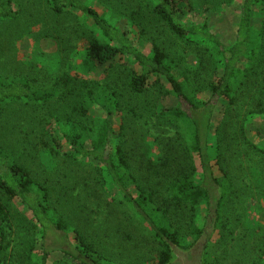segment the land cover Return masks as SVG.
Segmentation results:
<instances>
[{
    "label": "trees",
    "instance_id": "16d2710c",
    "mask_svg": "<svg viewBox=\"0 0 264 264\" xmlns=\"http://www.w3.org/2000/svg\"><path fill=\"white\" fill-rule=\"evenodd\" d=\"M153 1L154 12L171 33L193 45L189 53L195 56L196 65L182 64L177 73L163 47L153 44L152 53H144L126 32L85 1L48 0L54 15L74 11L88 23L82 29L86 37L83 73L74 77L66 70L50 79L48 74L42 75L44 67H38L35 77H7L0 72V221L10 224L12 202L17 201L23 208L26 214L18 211L25 230L20 234V249H26L22 244L28 245L29 264H48L50 254L59 249L78 264L105 261L97 243L79 228L72 229L59 211L63 206L60 194L66 193L68 181L77 175L65 166L68 163L88 160L104 186L111 180L138 219L154 229L158 264H171L175 251L168 241L177 244L179 238L189 235L197 240L203 229L195 225L196 212L202 202L210 204L208 189L194 181L198 173L196 156L204 174L212 175L213 158L222 172H228L226 155L241 150L242 141L238 140L258 148L247 139L243 108L247 103L248 114H264V0L242 1L235 40L230 45L212 31L208 21L189 23L183 19L187 0ZM18 2L0 0V23L20 18ZM58 52L56 61L60 57L62 63L68 58L65 52L70 51ZM61 66L57 65V71ZM98 68H105V74L98 79L89 77ZM153 91L156 97L174 96L175 104L159 110L157 102L147 100L155 94ZM92 106L106 114L100 122L93 118ZM12 107L23 109L22 123L14 127H20L17 133L23 140L19 157L1 143L6 139L2 128L9 125L5 113ZM215 114L219 116L211 131ZM56 126H66L65 132L56 130ZM257 134L264 140V131ZM151 142L160 152L155 160L150 155ZM66 145L68 152L64 151ZM210 145L215 157L208 153ZM25 152L32 156L29 161L23 156L28 155ZM44 152L51 155L53 167L42 163ZM34 158L35 166L31 165ZM250 170L258 172L256 167ZM95 182V199L99 200L100 179L95 178ZM53 197L59 198L61 206L53 204ZM225 197L216 193L213 223L217 229L228 226L225 206L231 200ZM71 229L75 240L70 247L49 246L51 236L59 239L65 233L67 237ZM39 234L42 255L34 257ZM8 246L0 244V257ZM254 250L263 261L264 244L256 243ZM10 254L6 253L8 259ZM219 261L206 258L204 264H221Z\"/></svg>",
    "mask_w": 264,
    "mask_h": 264
},
{
    "label": "rangeland",
    "instance_id": "374dc122",
    "mask_svg": "<svg viewBox=\"0 0 264 264\" xmlns=\"http://www.w3.org/2000/svg\"><path fill=\"white\" fill-rule=\"evenodd\" d=\"M83 1L95 7L109 22L126 32L134 45L144 53L151 54L153 44L163 47L170 55V63L177 73L182 64H197L195 56L189 53L193 51V45L171 33L166 23L154 12L153 0ZM187 1L183 19L189 23L208 21L212 31L225 44L230 45L234 42L243 0ZM19 2L20 18L9 23H0V72L7 77H19V75L21 77V74H31L35 77L38 67H44L41 69L42 75L48 74L50 79L53 75L55 78L57 74H63L66 70L71 76H80L83 73L86 53V37L82 34L83 26L88 24L86 19L74 11H66L60 16L54 15L48 6V0H19ZM257 19V23H260L259 18ZM63 50L70 51L68 54L65 52L68 58L60 63L59 57L57 62L58 51L62 53ZM131 64L132 67L138 68L137 64ZM57 65H62L58 71ZM103 70L105 71V68H98L96 73H92L89 77L98 79L105 74ZM47 82L50 85V82ZM153 92L155 94L147 100L157 102L159 110L175 104L174 96L162 94L156 97L157 93ZM248 105L245 103L243 108V114L247 116L244 121L246 135L247 139L258 148L248 145L244 139L238 140L242 141L241 150L231 151L226 155L228 172H222L213 158L210 161L212 175L204 174L200 158L195 155L198 173L194 181L196 185L208 189L211 196L210 204H206L207 200L202 202L196 212L195 225L203 229L202 235L197 240L193 235H189L179 238L177 244L168 241L172 244L175 254L180 256L178 262L173 258L175 262L171 261V264H204L206 258L220 259L221 264H264V259L260 261V256L254 250L256 243L264 244V140L259 139L257 134L259 130L264 131V114L259 112L248 114ZM90 109L97 122L106 116L97 106H92ZM21 111H23L22 107L8 108L5 119H8L9 125L2 128L6 132L4 133L6 137L3 138H6L5 141H1L3 148L12 151L11 153L17 157L24 149L20 144L23 140L17 133L20 127L14 130L15 124L22 123ZM218 116L215 114L211 131H214ZM116 127L118 129V125ZM65 129L66 126H56V130L61 133H64ZM64 151L68 152L67 145ZM159 153L157 146L151 142V157L155 160ZM208 153L215 157L212 145L209 146ZM23 156L27 161L32 157L29 154ZM41 161L48 168L54 166L49 153L44 152ZM36 162L34 158L31 165ZM65 166L70 167L72 173L77 175H72L73 177L68 181L66 193L64 191V194H60L59 198L62 199L60 202L63 206L56 197H53L56 203L53 204L62 207L58 209L69 220L72 229L79 228L86 237L97 243V248L105 259L102 264H158L155 255L159 246L154 239V229L148 222L138 219L137 213L115 184L110 180L104 186L103 179L97 175L88 160L73 161ZM251 167H256L258 172L250 170ZM95 178L100 179L97 190V195H101L99 200L95 199L97 198ZM215 178L220 181L222 188L216 185ZM233 186H236L235 189L231 188ZM217 192L231 200L225 206L228 226L223 229H217L216 223H213ZM132 193L134 197L138 196L134 188ZM12 203L13 207L9 208L11 214L8 213L10 224H2L0 221V244L9 245L8 250L0 257V264L20 262L29 264L28 255L31 256V253L26 251L28 245L22 244L26 249H20V234L25 230L21 227L23 218L19 217L18 211L26 213L22 212L23 208L17 201ZM233 227L236 229L232 232ZM72 229L66 232L67 237L64 236L65 233L59 239L51 236L49 246L58 249L70 247L75 240ZM188 231L189 226L185 229V233L187 234ZM39 239L38 245L32 252L34 257L42 255L40 234ZM53 242H56V245ZM6 253H11L13 256L10 254L8 259ZM67 263L78 264L60 249L52 252L48 259V264ZM90 264L98 263L90 262Z\"/></svg>",
    "mask_w": 264,
    "mask_h": 264
},
{
    "label": "flooded vegetation",
    "instance_id": "af4514ba",
    "mask_svg": "<svg viewBox=\"0 0 264 264\" xmlns=\"http://www.w3.org/2000/svg\"><path fill=\"white\" fill-rule=\"evenodd\" d=\"M174 259L178 262L180 260V256L178 254H174Z\"/></svg>",
    "mask_w": 264,
    "mask_h": 264
},
{
    "label": "water",
    "instance_id": "95a60500",
    "mask_svg": "<svg viewBox=\"0 0 264 264\" xmlns=\"http://www.w3.org/2000/svg\"><path fill=\"white\" fill-rule=\"evenodd\" d=\"M186 251H187V250H186ZM172 262H175V261L172 260Z\"/></svg>",
    "mask_w": 264,
    "mask_h": 264
}]
</instances>
